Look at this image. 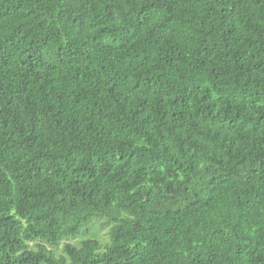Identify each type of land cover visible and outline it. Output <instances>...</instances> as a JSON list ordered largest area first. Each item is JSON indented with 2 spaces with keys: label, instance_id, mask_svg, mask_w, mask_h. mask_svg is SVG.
I'll return each mask as SVG.
<instances>
[{
  "label": "trees",
  "instance_id": "obj_1",
  "mask_svg": "<svg viewBox=\"0 0 264 264\" xmlns=\"http://www.w3.org/2000/svg\"><path fill=\"white\" fill-rule=\"evenodd\" d=\"M0 264H264V0H0Z\"/></svg>",
  "mask_w": 264,
  "mask_h": 264
},
{
  "label": "rangeland",
  "instance_id": "obj_2",
  "mask_svg": "<svg viewBox=\"0 0 264 264\" xmlns=\"http://www.w3.org/2000/svg\"><path fill=\"white\" fill-rule=\"evenodd\" d=\"M107 229L108 228L106 226L101 225V221H94V223L90 225V230L98 233L99 238H101L103 241H105L107 239ZM87 235H88V233L85 234L84 236L79 237V238H83ZM72 241H74V240H72Z\"/></svg>",
  "mask_w": 264,
  "mask_h": 264
}]
</instances>
